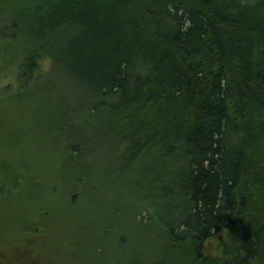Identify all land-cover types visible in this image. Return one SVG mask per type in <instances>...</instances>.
<instances>
[{"label":"trees","instance_id":"trees-1","mask_svg":"<svg viewBox=\"0 0 264 264\" xmlns=\"http://www.w3.org/2000/svg\"><path fill=\"white\" fill-rule=\"evenodd\" d=\"M2 46L12 51L0 50V73L14 86L0 101L48 103L32 92L52 75L83 92L79 125L58 128L68 142L51 197L74 210L82 189L117 180L113 195L138 197L144 228L145 204L162 215L155 262L264 264V0H0ZM2 122L0 142L17 148L23 139ZM10 155L0 159L7 207L22 187L18 162L33 167ZM42 232L21 230L0 264H32ZM212 239L218 257L205 261Z\"/></svg>","mask_w":264,"mask_h":264},{"label":"rangeland","instance_id":"rangeland-1","mask_svg":"<svg viewBox=\"0 0 264 264\" xmlns=\"http://www.w3.org/2000/svg\"><path fill=\"white\" fill-rule=\"evenodd\" d=\"M4 49L12 51L8 46L0 48ZM10 80L4 72L0 73V99L5 95L2 91L5 84L14 86ZM48 82L50 88L33 91L31 99L47 96L51 98L48 103L36 100L30 106H17L14 95L0 101L3 132L13 137L17 134L19 140L23 139L15 148L12 138L9 141L3 138L0 156L4 158L0 159L9 162L6 156L19 150L26 155L24 160L33 165L27 167L23 161L18 162L16 167L20 168L16 170L22 180L18 197L8 207L0 206V252L7 257L12 242L23 241L12 238L21 230L38 225L43 232L39 242L29 244L33 252L29 255L32 264H163L162 260L155 262L151 257L161 251L164 232L158 226L162 215L159 216V211L157 215L151 214L150 204H145L153 225L144 228L148 215L141 211L138 197L130 196L131 193L117 198L113 195L112 189L119 186L115 177L116 182L112 185L110 182L109 190H105V186L96 187L93 193L89 186L82 189L83 194L76 200L74 210L64 205L68 201L62 194L55 196L51 193V197L48 193L52 184L61 186L64 181L59 172L68 138L66 131H58V128L77 127L79 114L86 109L82 104L83 92L74 83L68 84L56 75H52ZM82 155L83 164L91 154L85 152ZM93 173L97 177V172ZM119 187L124 188L122 184ZM13 224L15 231L11 235ZM151 244H155L154 249ZM201 253L205 261L216 259V239L208 241Z\"/></svg>","mask_w":264,"mask_h":264}]
</instances>
